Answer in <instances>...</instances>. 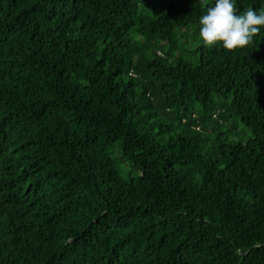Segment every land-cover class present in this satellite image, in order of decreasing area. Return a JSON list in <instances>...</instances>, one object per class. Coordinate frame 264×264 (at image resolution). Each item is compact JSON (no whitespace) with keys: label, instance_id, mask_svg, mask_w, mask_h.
Here are the masks:
<instances>
[{"label":"trees","instance_id":"trees-1","mask_svg":"<svg viewBox=\"0 0 264 264\" xmlns=\"http://www.w3.org/2000/svg\"><path fill=\"white\" fill-rule=\"evenodd\" d=\"M205 13L0 0V264H264V26Z\"/></svg>","mask_w":264,"mask_h":264},{"label":"clouds","instance_id":"clouds-1","mask_svg":"<svg viewBox=\"0 0 264 264\" xmlns=\"http://www.w3.org/2000/svg\"><path fill=\"white\" fill-rule=\"evenodd\" d=\"M206 13L200 17L199 35L205 46L222 45L232 52L248 47L264 26V10L259 14L252 8L237 15L233 0H215L209 6L200 0Z\"/></svg>","mask_w":264,"mask_h":264},{"label":"rangeland","instance_id":"rangeland-1","mask_svg":"<svg viewBox=\"0 0 264 264\" xmlns=\"http://www.w3.org/2000/svg\"><path fill=\"white\" fill-rule=\"evenodd\" d=\"M239 129H242V127H239Z\"/></svg>","mask_w":264,"mask_h":264}]
</instances>
